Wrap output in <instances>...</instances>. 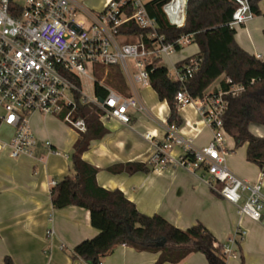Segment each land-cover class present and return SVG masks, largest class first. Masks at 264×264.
Instances as JSON below:
<instances>
[{
	"label": "crops",
	"instance_id": "crops-1",
	"mask_svg": "<svg viewBox=\"0 0 264 264\" xmlns=\"http://www.w3.org/2000/svg\"><path fill=\"white\" fill-rule=\"evenodd\" d=\"M259 9L262 15L252 17L235 29L234 39L241 49L264 61V8ZM192 44L195 49L190 54L174 60L169 57L170 53L162 55L168 56L170 70L165 68L169 74L176 68V63L198 53L196 44L190 42L187 45ZM222 77L206 92H210L212 86L217 88ZM126 80L129 97H135L146 112L129 109L127 125L115 119H100L106 134L92 141L82 155L83 161L97 169V185L108 191H120L140 213L159 215L181 231L200 223L221 245L229 239L235 240L234 254L225 257V264H264V210L259 222L251 221L240 216L235 206L225 202L209 187L208 176L202 171L193 172L173 163L157 165L154 147L144 135L150 133L154 141L164 139L168 107L158 100L149 84H133L129 78ZM178 113L182 125L177 128V134L191 140L192 149L205 147L212 133L195 108L188 105L178 109ZM36 117H40L41 122L39 127L33 128ZM63 124L60 118L37 112L28 118L31 133L38 141L49 142L52 153L40 151L36 159L27 155L12 158L8 148L0 149V264H5V258L10 264H87L73 259L71 252L80 242L98 233L90 225L89 212L75 206L54 209L50 199L51 183L57 184L69 174V155L78 137L77 132ZM249 130L264 137V127L250 125ZM13 134V129L0 126V144L8 143ZM225 143L228 169L248 183H262L264 194V172L246 161V146L234 148V142L228 136ZM168 156L177 162L183 158L182 148L174 147ZM135 163H146L147 171L130 173V165ZM48 231L50 235H47ZM239 231L245 232L240 240L235 235ZM157 260L158 254L118 245L100 264H156ZM179 264L208 262L203 254L193 253Z\"/></svg>",
	"mask_w": 264,
	"mask_h": 264
},
{
	"label": "built area",
	"instance_id": "built-area-1",
	"mask_svg": "<svg viewBox=\"0 0 264 264\" xmlns=\"http://www.w3.org/2000/svg\"><path fill=\"white\" fill-rule=\"evenodd\" d=\"M78 1L0 0V126L14 131L11 140L0 144V149L8 148L12 158L27 155L36 159L40 151L53 152L49 142L38 141L31 133L28 118L33 113L56 115L78 134L85 132L84 120L72 117L74 93L78 92L82 102L95 106L101 112L100 119H115L127 125L130 122L129 109L146 112L135 97L125 98L110 89H107L102 103L96 97L89 99L67 75H74L79 81L82 78L92 80L89 74L94 76L97 66H119L133 84H148L146 63L176 50L172 45H163V36L156 35V22L149 17L144 6L148 0H107L101 11L95 14L84 12L89 21L86 29L75 20L77 12L84 11ZM232 1L235 6L229 27L235 30L253 15L249 0ZM167 4L162 7V12L168 23L181 27L185 4L174 22L165 11ZM127 9H130V15H127ZM129 21L148 30L147 37L155 40L153 49L146 48L142 42L121 43L117 40L114 35L116 28ZM190 42H193V37L187 34L179 38L176 45L180 48ZM128 60L134 64L136 73L133 75ZM199 63L200 60L190 59L187 64L174 68L169 77L181 87L174 96L177 109L193 106L212 133L210 142L201 149H192L191 140L179 136L177 128L168 124L162 141H154L150 133L145 134L144 139L152 143L157 165L162 167L173 163L193 172L202 171L208 176L206 182L209 187L221 199L235 206L240 216L259 222L264 210L262 183H248L228 169L227 133L221 121L227 108L224 98L239 96L244 88L230 85L226 91L218 88L216 92H206L202 99H192L186 84ZM226 83L230 84V81ZM174 147L183 151V158L177 162L168 156ZM185 155L189 157L185 158ZM214 183L221 188L216 190ZM244 233L239 231L235 235L240 240ZM50 234L48 231L47 235ZM234 242L229 239L222 245L225 257L234 254Z\"/></svg>",
	"mask_w": 264,
	"mask_h": 264
},
{
	"label": "trees",
	"instance_id": "trees-1",
	"mask_svg": "<svg viewBox=\"0 0 264 264\" xmlns=\"http://www.w3.org/2000/svg\"><path fill=\"white\" fill-rule=\"evenodd\" d=\"M170 0H148L145 9L157 25L156 35L163 36V45H172L181 50L176 42L182 36L192 35L198 53L178 63L181 67L190 59L200 60L198 69L186 84L192 99H202L207 89L221 76L219 90L226 91L230 85L244 88L239 96H227V108L221 118L222 126L234 142V148L246 146V161L260 167L264 172V137L250 133V125L264 127V61L255 58L241 49L235 42V30L229 27L235 3L232 0H188L185 5L184 23L181 27L170 25L162 12V7ZM262 0H249L251 13L262 15L259 3ZM131 14L130 9L126 10ZM148 30L129 21L116 28L114 33L121 43L145 44L153 49L155 40L147 37ZM155 58L146 63L148 84L159 98L165 102L169 115L167 124L175 128L182 125L174 96L181 89L178 82L172 81L168 70L158 65ZM93 83L94 97L105 99L107 89L129 98L128 85L119 66H97ZM81 89L79 79L67 75ZM229 80L230 84L226 81ZM75 108L73 118H82L85 132L79 133L69 155V174L51 189L50 199L54 209L75 206L89 212L91 227L97 230L96 236L76 245L71 256L87 264H100L113 252L114 246L126 245L138 252L158 254L156 264H179L193 253L204 255L208 264H225L222 245L203 225L197 223L180 230L159 215H144L137 211L133 202L127 200L120 191H108L96 183L97 169L82 159L90 143L101 139L106 129L100 122V113L95 106L82 102L74 93ZM185 158L189 155H185ZM133 172H146V163L130 165ZM115 172L114 169H110ZM5 264L10 260L5 258Z\"/></svg>",
	"mask_w": 264,
	"mask_h": 264
},
{
	"label": "rangeland",
	"instance_id": "rangeland-1",
	"mask_svg": "<svg viewBox=\"0 0 264 264\" xmlns=\"http://www.w3.org/2000/svg\"><path fill=\"white\" fill-rule=\"evenodd\" d=\"M78 2L80 3L81 1L79 0ZM104 2H105V0H82L81 4L83 6V10L91 12L92 14H95V12H99L102 10ZM259 7L264 8V0H262L259 3ZM75 20L78 22H81V26L84 29H86L89 25V21L86 18L84 11H78ZM192 49H195V46L193 44L190 46L184 45V46H182L181 50L174 51V53H170V55L169 54L168 55L171 58V60H174L176 57H179L180 55L190 54L192 52ZM127 64H128L131 75L135 74L136 70L133 67L134 64L132 63V61L128 60ZM158 65L166 67V68H168V70H170V64L168 61V56L167 57L161 56V59L159 60ZM89 76H91L92 80H89V79L87 80L86 78H82L80 80L81 81V91L84 95L87 96V98L93 99V97H94L93 83L95 80V76H92L91 74H89ZM125 78L128 79L126 75H125ZM213 89H214V86L211 87L210 91ZM50 117H52L54 119H59V117H57L56 115H51ZM40 122H41L40 117L34 118L33 122H32L33 128H35L37 126L39 127ZM63 125H64V127L67 128V126L65 124H63ZM259 137H262V136H259ZM214 188L216 190H219L221 188V186L219 184L214 183ZM242 202L243 201H241L240 204H242Z\"/></svg>",
	"mask_w": 264,
	"mask_h": 264
},
{
	"label": "bare ground",
	"instance_id": "bare-ground-1",
	"mask_svg": "<svg viewBox=\"0 0 264 264\" xmlns=\"http://www.w3.org/2000/svg\"><path fill=\"white\" fill-rule=\"evenodd\" d=\"M186 0H170L166 5L165 11L168 13L170 19L174 22L176 16L182 12Z\"/></svg>",
	"mask_w": 264,
	"mask_h": 264
},
{
	"label": "water",
	"instance_id": "water-1",
	"mask_svg": "<svg viewBox=\"0 0 264 264\" xmlns=\"http://www.w3.org/2000/svg\"><path fill=\"white\" fill-rule=\"evenodd\" d=\"M186 1H188V0H186ZM186 1H185V5H186ZM184 16H185V13H184ZM98 101H99L100 103H102V99H98Z\"/></svg>",
	"mask_w": 264,
	"mask_h": 264
}]
</instances>
